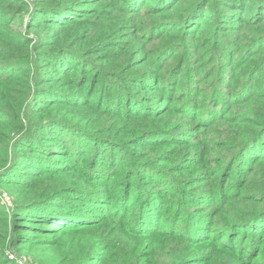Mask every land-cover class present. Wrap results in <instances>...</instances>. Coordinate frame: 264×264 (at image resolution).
<instances>
[{"label":"rangeland","instance_id":"374dc122","mask_svg":"<svg viewBox=\"0 0 264 264\" xmlns=\"http://www.w3.org/2000/svg\"><path fill=\"white\" fill-rule=\"evenodd\" d=\"M227 1L0 0V170L22 120L85 133L68 170L0 186V263L264 264V132L246 141L264 122V19L247 0L233 24ZM69 186L110 212L87 227L13 215Z\"/></svg>","mask_w":264,"mask_h":264},{"label":"trees","instance_id":"16d2710c","mask_svg":"<svg viewBox=\"0 0 264 264\" xmlns=\"http://www.w3.org/2000/svg\"><path fill=\"white\" fill-rule=\"evenodd\" d=\"M176 1L178 0H175V2ZM196 1L197 2L194 4L202 5L209 0ZM246 1L247 0H236L235 2L227 1L224 5L228 10L220 11V13L227 15L229 18L228 20H231L233 24L236 21H240V24H243L244 22L241 18L235 17L233 20V17L236 13L241 12L242 9L244 10L247 8ZM248 3H250L248 9L254 7L256 11L257 8H261L260 13L255 15V19H257V21H261L262 18L264 19V16H262L264 15V0H248ZM41 100L42 98L37 95L33 98L34 103H40ZM45 101V98H43L42 103H45ZM260 124L261 126L258 128V133L246 140L248 143L252 142L258 134L260 137L264 132V122ZM69 126H71L70 123H62V121L57 118L50 119V121H38L35 118L33 120L27 119L20 121L15 128L17 133L15 134L16 138L13 142L14 149H17L14 150L13 155L15 162L13 161V163L8 164L5 169H2L3 172L0 170V186L3 185V182L18 184L24 175L34 173V169L36 168L45 169L50 172L54 168L57 169L55 171H65L68 170L71 165L74 166L73 159L76 158L81 151L78 142L83 141V138L78 135H85V133L83 134V132H81L83 130L80 129L73 128L74 130H72ZM43 132L46 133V135L43 134ZM73 137H76L78 142H76V139L74 141ZM17 147L24 148V151H18L19 149ZM89 155L90 154H88V156ZM100 155L101 152H99V157L95 160L92 154L91 158H88L86 162L88 164V173L90 175L91 172L93 175L90 176H95L93 177L94 179L103 177L105 175L104 172L107 170H105V166H103L102 163L104 161V156ZM79 157L81 158V155ZM80 189L81 188L75 186H69L67 189L57 188L51 191L49 195L43 196L47 198H44L45 200L32 201L30 199V201L27 202H15L12 208L13 215L22 218V226H34L35 228L38 227V224L30 225L27 223H42L50 219L49 221L56 220L57 222H65L66 224L77 223L79 226H90V224L97 222V218L101 217V219H103L106 216L105 213L110 212L109 198L104 197V195L84 198L80 196L81 193L78 195ZM64 195L67 196L64 197ZM37 197L42 196L40 195ZM37 197L35 196V198ZM69 197L70 200L67 201L65 198ZM152 205H154V202ZM122 209L123 208L117 209L114 207L112 210H114V214L121 216L122 214L125 215ZM151 216L145 214L142 220L139 219L140 222L136 220V223L138 224L139 222V225H141L142 232L147 234L153 233L151 229H153L157 219L155 214L153 220ZM108 243L110 242L108 241ZM106 245L107 242L104 244L105 248L108 250L112 249L109 248V246L106 247ZM91 251L86 256L87 258L89 256H96V254L91 255ZM0 264H8V262Z\"/></svg>","mask_w":264,"mask_h":264}]
</instances>
